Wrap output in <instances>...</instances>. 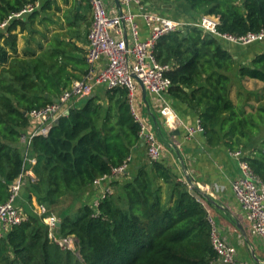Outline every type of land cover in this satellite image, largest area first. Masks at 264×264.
<instances>
[{
    "label": "trees",
    "instance_id": "1",
    "mask_svg": "<svg viewBox=\"0 0 264 264\" xmlns=\"http://www.w3.org/2000/svg\"><path fill=\"white\" fill-rule=\"evenodd\" d=\"M145 2L167 9L182 4L186 15L195 19L216 15L219 32L234 37L264 29V0ZM38 3L0 0V22ZM156 10L169 16L163 8ZM39 12L15 19L0 30V205L9 199V186L22 172L21 138L30 128L29 113L54 102L89 68L85 58L82 78L68 69L70 46L58 36L40 54L20 55L18 36L27 31L33 34ZM156 59L171 66L169 93L196 112L207 145L226 146L231 152L244 150L245 160L264 181V103L250 104L251 96L259 97L253 92L238 103L231 98L235 71L240 79L264 83V52L237 64L223 40L188 25L161 37ZM105 92L82 99L58 120L48 137L33 139L36 180L25 184L21 193L26 191V205L30 207L35 199L52 214L68 197L77 199L89 192L95 179L111 175L143 147L127 91ZM157 135L169 146L167 131L159 126ZM123 179L113 181V194L96 208L85 204L76 212L61 211L56 234L73 235L76 251L54 242L43 217L19 198L28 218L0 239V264H221L212 245L210 214L203 197L173 167L164 161L146 162L133 167Z\"/></svg>",
    "mask_w": 264,
    "mask_h": 264
},
{
    "label": "built area",
    "instance_id": "2",
    "mask_svg": "<svg viewBox=\"0 0 264 264\" xmlns=\"http://www.w3.org/2000/svg\"><path fill=\"white\" fill-rule=\"evenodd\" d=\"M88 1L92 9L86 54L88 72L82 79L74 80L71 86L61 93L57 102L54 101L29 113L30 128L21 138L24 148L22 172L9 186V199L0 205V239L28 218L25 208L18 203V199L25 184L36 180L34 168L37 158L32 153L33 139L37 136L48 137L61 117L67 116L72 107L99 87L127 91L128 103L132 115L140 126L139 134L146 146L149 163L162 161L163 144L158 138L154 124L141 111L143 92L140 82L149 95L161 99L159 111L168 129L185 126V122L169 103L162 100L163 95L170 91L172 81L167 76L171 66L161 64L156 59V47L161 37L190 25L197 26L205 33L228 43L247 46L264 42V29L243 37L220 33L218 29L220 18L213 14H203L190 24L163 15L149 7L145 0H120L121 8L117 12H111L104 0ZM38 6L39 4L36 6L29 4L22 11L11 13L0 22V30L6 29L13 20L33 13ZM140 21H143L148 29L146 38L141 36ZM102 60H105V63L101 66ZM187 131L189 136L204 134L200 121L195 127L187 128ZM230 153L238 159L240 167V176L232 182V191L246 214L251 234L264 243V181L245 160L247 155L244 150ZM132 161L133 156L127 158L121 166L114 168L111 175L94 180L93 187L103 194L100 200L113 194V181L129 172ZM100 202L97 201L94 207L96 208ZM35 206V212L43 217L49 227L50 238L63 248L76 251L77 240L73 235L61 237L56 234L60 219L50 214L46 206L42 204ZM209 221L212 225L211 241L218 255V262L235 264L238 254L236 246L222 236L212 217Z\"/></svg>",
    "mask_w": 264,
    "mask_h": 264
},
{
    "label": "crops",
    "instance_id": "3",
    "mask_svg": "<svg viewBox=\"0 0 264 264\" xmlns=\"http://www.w3.org/2000/svg\"><path fill=\"white\" fill-rule=\"evenodd\" d=\"M43 1L45 3L44 7L40 3ZM40 2L38 3L40 12L37 17L40 18L39 23L42 20L41 24H38L41 29L36 30L34 28V19L33 48L26 45L25 48L19 49L20 55H32L33 52L40 54L51 44L55 36H58L59 39L70 46L68 54L72 58L68 62V69L79 76V78H82L83 72L87 68L85 58L88 48V33L92 22V9L89 1L40 0ZM104 2L111 12L120 11L116 0H104ZM151 5L149 7L156 10ZM181 7L187 9L182 4ZM73 8H76V11H72ZM53 11L55 20L49 17V12ZM186 16L183 20L191 18L188 15ZM56 20L59 23L56 24ZM50 21L54 23L50 24ZM140 26L141 36L146 38L148 29L143 21H140ZM223 42L226 49L234 56L237 64L248 63L264 52V42L247 46ZM104 63L105 60H102L100 65H104ZM232 80L231 98L235 103H238L241 97L245 98L248 96V93L253 92L256 94L259 93L260 88H264V83L261 81L250 78L240 79L236 71L232 74ZM101 88L103 87H99L95 92ZM104 93L106 92L104 91L102 94ZM251 97L254 99L250 98L249 103L258 105L259 101L256 95ZM159 99L148 94L147 102L143 98V104H140V107L143 115L154 124L156 132L159 126L168 132L169 139L167 142L169 146L162 142V161L173 167L184 181H186V173L189 174L194 179L195 184L206 191L214 200L209 202L205 198L203 200L201 198L222 236L236 246L238 251L237 262L242 264L255 260L264 264V243L251 234L246 214L232 191V182L240 176L238 159L231 155L230 149L226 146L210 148L202 133L189 136L187 128L195 127L199 122V117L193 109L169 92L163 95L162 100L174 108L176 114L185 122V126L168 129L159 111V101L161 100ZM248 111H250V108H248ZM176 129L180 130V134L171 136L170 132ZM142 146L133 155L130 173L133 167L149 162L146 146L144 143H142ZM123 178H120L119 182H123L125 180ZM94 193L98 194L99 191L95 189Z\"/></svg>",
    "mask_w": 264,
    "mask_h": 264
},
{
    "label": "rangeland",
    "instance_id": "4",
    "mask_svg": "<svg viewBox=\"0 0 264 264\" xmlns=\"http://www.w3.org/2000/svg\"><path fill=\"white\" fill-rule=\"evenodd\" d=\"M39 2H40V0H39ZM40 3L42 5L43 2H40ZM153 4L154 3H152V5H151L153 8L154 7L157 8V9L158 8H163V9H165V11L168 12L169 16H172L173 15L175 19H178V20H180L182 22H186V23L190 22V24H191V23H194L197 20V19L192 18V17L189 18L188 20H183V18H186L187 17L186 16L187 12L182 7H176V8L173 7V8L167 9V6L165 7V6L162 5L163 6L162 7V6L153 5ZM35 10H39V9L37 8ZM53 13H54V11L53 12H49V17H51L52 20H55V18L53 17ZM86 13H87V11H86ZM27 16H25V18ZM39 20H40L39 17L35 18L34 28L36 30H40L41 29V27H39L38 24H41L42 20H41L40 23H39ZM56 21H57L56 24L59 23L58 20H56ZM49 23L52 24L54 22L50 21ZM27 32L25 34H19V36H18V47H19V49L25 48L26 45L29 46L30 48H33V34H29ZM258 45H260V44H258ZM259 90H260L259 91V97L257 98V100L259 102L261 101V103H264V88H260ZM104 91H107V90L103 87V88L97 90L95 93L102 94ZM252 99H254V98H252ZM254 105L256 107L258 106L256 104H254ZM141 111H142V109H141ZM113 187H114L113 190L116 189L114 185H113ZM94 192H95V188L93 187L89 192H87L83 196H78L77 199H75L76 197H73V198L72 197H68L66 200H64V202L61 204V206L58 209H56L54 212H52V214H54L55 216H57L59 218L61 211H66V212L72 211V212H76V210H78L82 205H85V204H88V205H91V206L94 207L95 206L94 204L97 201H101L100 199L103 196L102 193H98L97 194V193H94ZM20 201H21L22 204L25 205L26 208L29 207L28 205H26V203H27V194H26V191L23 192V195L20 197ZM35 204H38V203L36 202L35 199H33V202H32V204H31V206L29 208L31 210H34L35 211V209H36Z\"/></svg>",
    "mask_w": 264,
    "mask_h": 264
},
{
    "label": "water",
    "instance_id": "5",
    "mask_svg": "<svg viewBox=\"0 0 264 264\" xmlns=\"http://www.w3.org/2000/svg\"><path fill=\"white\" fill-rule=\"evenodd\" d=\"M116 2H117V4H118V6L121 8L120 0H116ZM147 4L150 5L151 3L148 2ZM140 85H141V88H142V90H143V98H144L145 102H147V96H148L147 90H146V88H145V86L143 85L142 82H140ZM54 101L57 102V101H58V98H55ZM179 134H180V130H179V129H176V130L170 132V135H171V136H174V135L177 136V135H179ZM174 147H176V146L174 145ZM185 176H186V181H187L188 184L191 186V188H192L195 192H197V194L201 195L203 198H205V199H206L207 201H209V202H213V201H214V200L211 198V196H210L206 191H204L203 189H201L199 186H197V185L195 184L194 179H193L189 174L186 173Z\"/></svg>",
    "mask_w": 264,
    "mask_h": 264
}]
</instances>
